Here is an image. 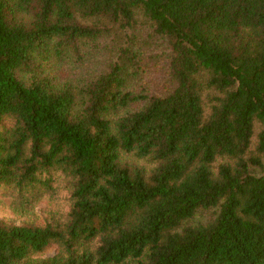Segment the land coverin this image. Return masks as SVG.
Returning a JSON list of instances; mask_svg holds the SVG:
<instances>
[{
    "label": "trees",
    "instance_id": "1",
    "mask_svg": "<svg viewBox=\"0 0 264 264\" xmlns=\"http://www.w3.org/2000/svg\"><path fill=\"white\" fill-rule=\"evenodd\" d=\"M57 172L0 264H264V0H0V187Z\"/></svg>",
    "mask_w": 264,
    "mask_h": 264
},
{
    "label": "rangeland",
    "instance_id": "2",
    "mask_svg": "<svg viewBox=\"0 0 264 264\" xmlns=\"http://www.w3.org/2000/svg\"><path fill=\"white\" fill-rule=\"evenodd\" d=\"M70 66H65L66 71ZM261 129L257 124L253 142L256 141V135ZM140 164L147 165L144 160L135 158L132 155L127 156ZM222 160L218 159L216 164ZM67 177L62 173H54L52 190L35 189L31 192L28 200H20L15 191H9L7 186L0 187V220L19 225H46L50 222L63 221L69 214L72 207L71 190L68 188ZM42 192V194H38ZM35 194V198L30 196ZM38 195V196H37ZM203 218L202 216H197ZM58 251V246L52 244L38 257L44 258L53 256Z\"/></svg>",
    "mask_w": 264,
    "mask_h": 264
}]
</instances>
